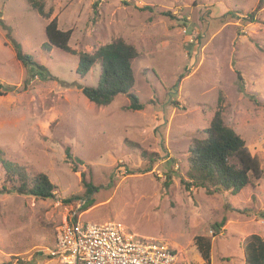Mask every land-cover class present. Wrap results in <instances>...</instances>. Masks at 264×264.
<instances>
[{
    "label": "rangeland",
    "instance_id": "374dc122",
    "mask_svg": "<svg viewBox=\"0 0 264 264\" xmlns=\"http://www.w3.org/2000/svg\"><path fill=\"white\" fill-rule=\"evenodd\" d=\"M40 1L48 19L26 0H0V155L29 177L46 175L55 191L50 199L0 194V264H57L46 249L73 218L119 222L163 241L174 264L204 263L197 237L211 243L210 264H244L240 243L252 234L264 240V0ZM53 18L72 30L76 53L117 38L136 49L130 92L141 110H129L126 95L106 106L84 97L81 88L97 84L100 65L81 77L77 55L43 50ZM12 43L45 75L28 78ZM220 95L224 124L261 169L236 195L181 183L188 147L205 137ZM0 170V187H10ZM83 180L97 188L84 211ZM74 196L80 199L63 203Z\"/></svg>",
    "mask_w": 264,
    "mask_h": 264
},
{
    "label": "trees",
    "instance_id": "16d2710c",
    "mask_svg": "<svg viewBox=\"0 0 264 264\" xmlns=\"http://www.w3.org/2000/svg\"><path fill=\"white\" fill-rule=\"evenodd\" d=\"M26 2L37 14L48 19L49 12H45L42 1L26 0ZM142 9L151 10V7L145 6ZM254 13L250 14L249 21L251 22L255 21ZM164 15L169 14L165 13ZM44 32L46 42L42 45V49L50 51L52 48H57L70 55H77L76 73L79 76L84 77L93 65L99 63L100 72L97 84L93 87L84 86L81 88L82 94L88 101L98 106H106L116 96L126 95L130 100L127 107L129 110L136 111L143 108L138 98L130 92L134 85L131 64L138 57V52L132 45L117 38L98 47L91 53H76L69 47L72 30H60L56 18L51 19L45 25ZM11 46L16 59L29 70L28 78L41 77L40 73L45 75V68L39 65L33 59V56L23 53L19 44L12 43ZM237 79L243 82L238 74ZM222 100L223 97L220 95L216 111L204 132L205 137L194 139L188 147V178L187 180L181 179V183L186 190L201 188L207 195L222 192L236 195L249 184L252 178H260L261 169L258 160L250 155L245 147L244 140L223 122ZM65 153L70 157L68 149L65 150ZM149 161H153V156L149 157ZM0 167L5 182L10 184V187L3 184L0 187V194L10 193L14 190L18 194L31 195L41 199L53 198L55 186L46 175L38 174L29 177L22 167L4 160L1 155ZM82 183L85 189L83 196L85 201H83L81 209L84 211L92 205L93 201L90 197L97 188L85 180ZM169 183L170 176L168 175L163 182V186L167 188ZM75 199L80 198L74 196L63 200V203L68 204ZM224 221L225 219H222L221 224ZM219 226L217 225V227ZM213 235L216 236L217 232H214ZM195 243L204 261L203 264H210L211 243L209 239L197 237ZM240 245L243 249L244 264H264V240L259 235L252 234L248 236Z\"/></svg>",
    "mask_w": 264,
    "mask_h": 264
},
{
    "label": "built area",
    "instance_id": "2783aa9c",
    "mask_svg": "<svg viewBox=\"0 0 264 264\" xmlns=\"http://www.w3.org/2000/svg\"><path fill=\"white\" fill-rule=\"evenodd\" d=\"M57 264H174L176 254L163 241L140 237L119 222L84 223L70 219L46 249Z\"/></svg>",
    "mask_w": 264,
    "mask_h": 264
}]
</instances>
